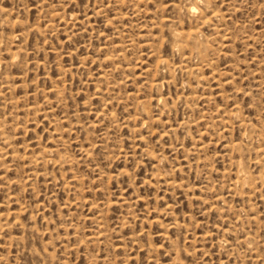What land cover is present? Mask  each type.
I'll return each mask as SVG.
<instances>
[{"label": "rangeland", "instance_id": "374dc122", "mask_svg": "<svg viewBox=\"0 0 264 264\" xmlns=\"http://www.w3.org/2000/svg\"><path fill=\"white\" fill-rule=\"evenodd\" d=\"M0 264H264V0H0Z\"/></svg>", "mask_w": 264, "mask_h": 264}, {"label": "bare ground", "instance_id": "6f19581e", "mask_svg": "<svg viewBox=\"0 0 264 264\" xmlns=\"http://www.w3.org/2000/svg\"><path fill=\"white\" fill-rule=\"evenodd\" d=\"M174 32H176V31H174ZM190 33H191V32H190ZM190 33H188L189 37H188V36H186V37L190 38ZM179 34H180V33L176 32V33H174L173 35H174L175 38L178 39V37L180 36ZM194 34H195V35H192V36H197V33H194ZM186 35H187V34H186ZM180 38H181V37H180ZM182 38H183V37H182ZM194 39H195V37L193 38V40H194ZM241 167H242V166H241ZM240 169H241V168H240ZM238 174H239V173H238ZM242 175H243V174H242ZM242 175H241V179H243V178L245 177L244 175H243L244 177H243ZM242 177H243V178H242Z\"/></svg>", "mask_w": 264, "mask_h": 264}, {"label": "snow or ice", "instance_id": "6c2138e0", "mask_svg": "<svg viewBox=\"0 0 264 264\" xmlns=\"http://www.w3.org/2000/svg\"><path fill=\"white\" fill-rule=\"evenodd\" d=\"M191 11H192L193 13H196V12L198 11V8H197V7H192Z\"/></svg>", "mask_w": 264, "mask_h": 264}]
</instances>
